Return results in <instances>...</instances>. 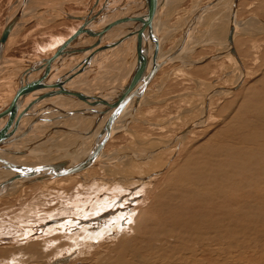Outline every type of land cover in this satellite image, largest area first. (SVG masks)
<instances>
[{"label":"rangeland","instance_id":"rangeland-1","mask_svg":"<svg viewBox=\"0 0 264 264\" xmlns=\"http://www.w3.org/2000/svg\"><path fill=\"white\" fill-rule=\"evenodd\" d=\"M22 1L0 0V33L16 9L19 16L17 27L14 28L11 37L0 52V59L2 58L0 61H3L0 63L4 66L0 68V80L6 82L16 71L12 68V71L7 69L10 58L16 63L19 60L36 61L37 57L50 58L56 50V45L59 43L61 47L60 44L69 39L80 25V21L64 16L59 18L60 1H63L66 10L74 11V13L85 10L92 2H94L92 7L98 2H95L96 0H27L26 2L25 0L23 4ZM212 1L217 0H174L173 3L168 4L170 8H165L159 17V20L163 21V27L157 25V28L160 27L157 29L159 34H156V42H160L161 55L158 54L160 57L177 48L182 31L189 23L188 20H191L202 7L211 5ZM226 1L221 0V5L219 2L210 6L209 10L205 11L206 15H204L205 12L199 15L200 18L196 20L198 23L194 22L191 25L189 34L192 35H189V47L187 46L183 53L185 63L179 62L178 65L175 63L162 67L149 80L141 94L142 100L133 110L129 122L124 124L121 132L106 141L93 163L76 172H66L75 179L70 188L66 190L64 187L59 188V180L65 177H59L58 174L43 178L42 181L30 182L24 185L21 191L17 190L18 193L16 191L14 194L0 197V262L2 261V264H115L114 259L117 258L118 250L113 252L109 248L116 244L120 233L125 235L126 242H131L134 236L144 230V233H150L155 229L154 226L174 222L183 215L189 217L193 212H198L200 218L205 217L208 211L219 206L221 208L223 192L218 195L221 189L239 188V179L242 176L253 179V184L256 180L264 179V173L260 172V168H264V154L260 151V148L264 147V108H255L258 99L264 98V82H262L264 81V29L261 26L262 23L264 24V0H236L233 19V8L230 7L233 2ZM21 3L22 6L19 8ZM39 5L47 7L48 10L42 12L37 8ZM234 23H237L240 28L233 44L235 53L241 61L242 70L235 60L227 56L202 61L209 55L224 54L222 45L226 44L227 47V33L232 25L236 27ZM110 51L108 54L104 53L103 58L101 54L98 55L95 60L97 65L95 62L93 64L98 68L99 65L102 67V64L103 66L109 64L106 62L110 56L106 59L105 55L111 54ZM187 59L193 64H187ZM129 63L128 59L127 70ZM98 68V73L99 71L106 73L105 70H108L105 69L106 67L101 70ZM123 71L125 68L124 70L120 68L118 72H108L106 77H110L111 81L115 78L113 81L115 82ZM121 74L125 75L124 72ZM2 81H0V114L4 111L8 98H11L10 88L5 87L6 83ZM238 83L241 85L232 91ZM29 123V119L18 123L14 130L16 132L12 133H16V136L12 138L15 145L18 143L16 146L28 143L27 148H22L30 151L23 156L22 160L36 157L28 153L34 151L32 148L37 146V139H47L44 136L50 135L51 130H54L53 133L57 132L48 126L43 130L42 123L33 125ZM190 125L193 127L179 137L178 134H182V130ZM195 126L197 127L194 128ZM24 131H30V135H21ZM43 131H47L46 134ZM18 132L20 134H17ZM57 137V135L54 136V139ZM75 137L72 136V140ZM4 152L1 151L2 155ZM7 155L12 157L13 153ZM7 155L4 154L1 157ZM250 157L255 159L251 158V160ZM197 158H200L199 164L207 171L205 173L203 170V173L210 179L209 183L206 177L201 178L199 173L189 175L193 167L188 168V165H194L198 161ZM241 164H244L243 168L235 174V177H221L223 174L229 175V167L235 169ZM224 166L225 168L222 169ZM181 168L187 169L188 172H182ZM252 168H257L254 172L256 176L251 175ZM178 170L180 171L176 172ZM212 170H215V173H212ZM173 172L185 177V186L194 193L182 191L181 186L176 188L171 180ZM116 182H120L119 186L121 185L123 189L122 191L119 189L117 194L109 189ZM241 182L244 192L249 191L250 195H258V192L260 194L259 190H255L257 184L247 186L244 181ZM259 182L264 185V181ZM190 184L193 187H190ZM208 189L210 192L205 193ZM157 194L159 197L156 196ZM70 201L69 204L75 202L73 206L78 208L75 215L70 211L72 205L66 206ZM59 208L63 209L64 213L59 214ZM137 214L139 219L136 217ZM114 218L117 219L116 222ZM110 222H112L111 227L107 228ZM18 226L25 230L23 232L26 230L27 232L22 236L16 235L15 231L21 232ZM110 228L115 230L114 234L110 232L112 231ZM104 232L106 235H103ZM85 235L94 239L85 238ZM165 238L162 241L156 240L155 243L160 246L171 244L173 237L167 235ZM230 239L225 238L221 241V252H217L218 254L208 253L205 256L198 254L196 257L193 254L188 255V264H194L196 258L201 259L202 264H237L238 262L239 264H257L258 262L264 264V247H262L264 245L251 249L256 253L248 248L241 250L242 252L236 248L230 251L227 247ZM144 240L147 242L148 239ZM85 241L89 245L84 244ZM69 243L71 246L68 245ZM200 243L194 244V252L199 253L201 248L206 246L214 251L219 246L213 242ZM41 247H46L43 248L45 253ZM56 247L61 248H57V251ZM190 247L192 248V245ZM55 249L56 251H53ZM59 251L62 252L59 253ZM239 252L243 253V256ZM60 254L71 255V257L66 263H54L55 258L62 257ZM32 255L35 256L32 257ZM159 258L158 264H161L164 257ZM232 258L234 260H231ZM128 259L130 260L129 257ZM238 259L242 260L238 261ZM225 260L227 261L223 263ZM184 262L183 256L173 264H184ZM131 263L136 264V260L132 258ZM147 264H155V260L151 259Z\"/></svg>","mask_w":264,"mask_h":264},{"label":"bare ground","instance_id":"bare-ground-1","mask_svg":"<svg viewBox=\"0 0 264 264\" xmlns=\"http://www.w3.org/2000/svg\"><path fill=\"white\" fill-rule=\"evenodd\" d=\"M24 1L25 0L22 1L23 4H24ZM97 1L98 2L93 7L90 4V6H91V7H89V10H91L90 13H88L86 11L84 13L83 12L69 13L67 10H65V8H64L65 5L63 6V3H62L63 1L59 2V5H58L59 7L57 6V3H55L59 9L60 14H62L63 13L62 11H64V13H63L64 17L80 21V25L76 28V30L73 32L72 36L69 39L64 40L60 44V46H69L70 45L73 49H71L69 47L67 53L66 52H65V54L60 53L58 55V57L52 61L53 64L51 63L49 66L50 71L52 72L55 69V65L57 63L59 64L58 68L53 73L48 72L47 76H46L47 80H44L41 83L37 84V86L40 88L39 90H34L35 89L34 83L32 81L35 80L36 78H38L39 75L43 73V68L45 66L44 64L47 62V60L49 58L46 57V58L42 59L40 57H37L38 59H36V61L35 60H29V61H24V60L20 61L19 60V62H17V63L14 62V60L11 61V58H10V61L7 60L8 58L6 59L8 61V64H9L7 69L12 68V69H16V71H14L15 73L11 79L10 78H9V80L7 79L8 80L7 82L5 80L4 81L0 80L2 82L6 83L5 87H9L11 91L13 89V91L11 93V98H8V102L5 105V108L7 106H12L11 115L7 121L6 127L3 128L2 125L0 126V157L3 156L4 154L7 155L9 153H13V155H12V157H11V155H7L6 157L4 156L3 158L1 157V159H0V197L6 196V195H11L12 193L14 194L17 190L21 191V189H23V186L29 184L30 182L32 183L35 181H39L43 178H49L51 176L58 175V174H59V177H65V178L59 180V185H58L59 188L64 187L65 188L64 190H66L67 188H70L73 185L71 183H74L75 179H74V177L66 174V172H69V173L76 172L77 170L82 169V168H86L87 166H89L90 164L93 163V161L97 157V154L99 153V151L103 147V145L106 143V141L111 140L112 139L111 137H113L117 133L121 132L124 124L132 117L133 110L136 109V107L139 105L140 101L142 100L141 97H143V96H141V94L143 92L145 85L149 82V80H151V78L162 67H166L168 65H172L175 63H177V65H178L179 62L185 63V60H183L184 59L183 53L186 50V48L189 47L188 46L189 35H192V34H189L190 29H191V25L194 24V22H197L196 20H198L200 18V16L202 15L201 13L205 12L208 8H210V6L216 5L219 2H220L219 5H221V0H217V1H212L211 5H208V6H205V7H202L201 9H199L197 14L191 20L189 19L190 21L188 20L189 23H187V26H185L184 30L182 31L181 41L179 42V45L177 46V48L175 50H173L172 52H170L169 54L160 57L158 55V54L161 55V53H160L161 49H159L160 48L159 47L160 42H158V43L156 42V40H157L156 34L159 31L157 29L163 25L162 24L163 21H160L159 17L162 14V12L165 10V8L168 7L170 0H97ZM227 1H230L229 3L233 2V3H231V6L229 4V6L231 8H233V16H232V19H233L235 16V11H236V0H227ZM26 2H27V0H26ZM173 2H174V0L171 1V3H173ZM92 3H94V2H92ZM232 4H233V6H232ZM21 6H22V3H21V5H19V8H21ZM52 6L54 7L55 5H52ZM96 6L98 8L95 10ZM226 7H227V4H226ZM37 8H39V10H42V12L48 10L47 7H44L43 5L42 6L39 5V7H37ZM148 8H149L150 12H149V14H147V16H144L147 13L145 11ZM168 8H170V6ZM101 11H104V12L100 13ZM99 13L101 15H99ZM213 13H215V12H213ZM65 14H68V15H65ZM204 15H206V12ZM15 17L16 18L13 21L9 32L7 33L4 41H2V43L0 44V52H1L2 48L4 47V45L6 44L5 42H6L7 38L11 37L12 30H14V28L17 26V23L19 22L18 13ZM12 18H13V16H12ZM12 18H10V20ZM10 20L8 21V23L10 22ZM113 20H114V22H112ZM109 22H112V23L107 24V25L105 24V23H109ZM8 23H7V25H8ZM234 24H235L234 26H236V27H233V25L231 26V29H230L231 33L229 36V40L227 39V47H226V44H225V46L222 45L223 50H224V54L223 55L216 54V55H212V56L209 55V56L203 58L202 61H206L210 58H222L223 56H227V57H231L233 60H235V62L238 64L240 70H242L241 61L239 60L237 54L235 53V50H234L235 47L233 44V42L236 38V34L238 33V29L240 30V28H238L237 23H234ZM157 25H160V27L157 28ZM6 26L4 28H6ZM261 26L264 29L263 23ZM87 33L90 36H86V35H88ZM228 34L229 33H227V35ZM108 37L111 38V40H109L108 43H107V41H106V43H101V42H103L102 40H108ZM120 38H121V41L119 40ZM152 38H153V40H152ZM190 38H191V36H190ZM87 44H88L87 48H84L85 45H87ZM191 46H193V45H191ZM192 49H193V47H192ZM110 50H112V51H110ZM125 50L127 51V53L125 52ZM143 50L146 51L144 53V58L147 61L146 62L147 69L150 66L154 67L153 72L145 80H141V78H139V72L136 70L137 57L138 56L143 57ZM109 51L111 52V54L105 55L106 59L108 58V56H110L108 58V61L106 62V64L107 63L110 64V62H112V63L110 65L107 64L106 66L105 65L103 66V64H102V67H101V65H99L100 69L98 67H96V65H97V63L95 61L96 57L101 54V56L103 58L104 53L108 54ZM89 52H91V53L88 54ZM112 52H114V53H112ZM150 53H153V57H151V59H150ZM84 55H86V56H84ZM105 56H104V58H105ZM78 58L80 60L75 63V61H77ZM98 59H97V61H98ZM128 59L130 60V63H129V68L127 70L128 66H126V62L128 61ZM101 60L103 61V59H101ZM187 61H188L187 64H189V65L193 64V62H190L189 59H187ZM0 62H3V61H0ZM4 62H5V60H4ZM94 62L96 65L93 64ZM99 62H101V61H99ZM36 64H38L37 67H36ZM22 65L27 66V67L24 68ZM1 66L2 65L0 63V68H1ZM2 67H4V66H2ZM21 67L24 68L25 71H24V69H20ZM97 68L99 70H101V68L108 69V70L104 69L107 74H108V72H110V73L118 72V70L120 68H122L123 70L125 68V71H123L125 73V75L121 74L123 72H120V76H118L119 78L115 82H113L115 80V78L113 81H111L110 77H106L107 74L104 73V71L103 72L99 71V73H98ZM12 69H11V71H12ZM64 72H65V74H64ZM91 72H93V74ZM61 73H62V75L59 77L58 75H60ZM95 73H97V74L94 75ZM0 75H1V73H0ZM92 76H93V78H91ZM21 79H22V81H21ZM52 80H54V81L52 82ZM262 82H264V81H262ZM239 83L232 89V91H234L235 89H237L241 85V84L239 85ZM25 84H27V85L25 87H23ZM135 84H136L137 90H138V88L141 89L140 94H138V96H135L134 99L132 97L127 102V104L126 103H124V105L119 104L122 106H119V107L116 106L117 107L116 109L106 111V112L100 114L99 116H96L94 123H93L94 116H92L91 114L93 111L95 114V111L98 107L92 108V105H90L88 103V101H86V100L75 99L74 97L66 96L63 94H60V95L59 94H52V95H48V96H39V98H35V95L37 93L39 94V93L44 92L46 90L70 88V89H74V90H78V91L80 90L82 92V95H84L85 97H87L89 99H91V98H93L94 100L102 99L105 101V100H109V99L112 100L113 99L112 97H114L115 95L120 93L125 88H128L130 86L132 88H135ZM66 86H68V87H66ZM7 92H9V91H7ZM4 94H6V93L4 92ZM15 97H17V98H15ZM5 108H4V110H5ZM255 108L256 109H263L264 108V98L263 97L261 99H258V102L255 104ZM28 119L30 120L29 124H31V125H33L34 123H36V124L42 123L43 124L42 126L44 127L43 130L45 129L46 126H48L49 128L55 129V131H57V132L53 133L54 130L53 131L51 130L50 135H47V136L43 135L44 137H47V139L44 138L46 140H44V139H39V140L37 139V141L35 140L37 143L36 144L37 146H34V148H32V149H34V151H31L28 154H30V155L32 154L33 157H35V156L36 157L34 159L22 160L23 156L26 155L28 151H30L28 149L22 148V147L27 148L26 145H28V143L25 142V144H22V145L20 144L21 146H19V145L16 146L18 143L15 145L13 140H12V138H14L16 136L15 135L16 133L15 134H12V133L15 130V128L17 127L18 123L23 122L24 120H28ZM111 120L113 121L112 123L110 122ZM84 122H86V123H84ZM78 126H81V127H78ZM84 127H87V128L82 129ZM192 127H193V125L187 126L185 129L182 130L183 133L178 134V136L180 137L181 135H183L184 133L189 131ZM196 127L197 126H195L194 128H196ZM31 130H33V129H31ZM14 132H16V131H14ZM43 132H44V134H46L47 131H43ZM73 132H75V133H73ZM17 134H20V133L18 132ZM25 134L30 135V131H24L21 135H25ZM34 135H36V134H34ZM56 135L58 137L56 139H54V136H56ZM72 136H76L75 139L73 138V140H72ZM17 139H19V138H17ZM96 142H97V144H96ZM47 143H48V145H47ZM95 144H96V146H95ZM13 145H15V146H13ZM225 147L226 146H224V148ZM227 147H228V145H227ZM262 148H264V147H261L260 148L261 150L260 149L259 150L261 152H263V154H264V149H262ZM7 150H9V151H7ZM1 151H5L3 155L1 153ZM257 157H258V155H257ZM230 158H232V157H230ZM251 158L253 160L255 159L253 157H250V159ZM199 159H198V161H196L194 163V165H188L187 164L188 168L190 166L193 167L192 169H190L191 171L189 172V175L193 176V175H197L199 173L201 178H203V177L205 178L206 176L203 173L204 166L201 167V165L199 164ZM220 159H221V157H220ZM250 159L248 161H250ZM255 163H257V162L255 161ZM206 165H209V164L206 163ZM243 165L242 164L237 165V167L235 169L229 167L228 168V169H230L229 175L226 176L225 174H223V175H221V177L222 176H225L227 178L235 177V174L240 172V170L243 168ZM234 166H236V165H234ZM248 166H249V163H248ZM224 168H225V166L222 167V169H224ZM181 169H183V168H181ZM187 169L186 170L183 169L182 172L183 171H185L184 173L188 172ZM260 169H261L260 172L264 173V168H260ZM256 170H257V168H252L250 170L251 175L256 176L254 173ZM179 171L180 170H178L176 172H179ZM205 173H207V171H205ZM212 173H215V170H212ZM62 175H64V176H62ZM67 175H68V177H67ZM185 176L187 177V175H185ZM219 179H221V178H219ZM171 180H172L173 185L176 188H179V186H181L182 191L187 190L188 193H194V192H191L189 190V188L185 186L186 185V178L185 177L180 176L178 174H175V172H173V174L171 175ZM206 180L209 183L210 179L208 177H206ZM225 180H227V179L225 178ZM241 181H244L247 184V186L250 184H252V185L257 184L258 186L255 187V190H259L260 194L258 192V195H250V193H248L249 191L244 192L242 187H241V184H242ZM253 181H254L253 179H246V177L242 176L239 179V184H240L239 188H237V189H235V188H231V189L230 188H223V189H221V191H219V193H218V195H219L221 192H223V194H221V208L219 206L213 210L208 211L206 213L205 217L200 218L199 215L197 214L198 212H193L191 214V216H189V217L186 215H183L178 220H176L174 222H171V223L169 222L168 224H165L162 226H154L155 229H153L150 233H144L145 230L143 229L144 231L142 233L138 234L137 236H134L133 241H131V242H126L125 235L123 233H120V235H118V241L116 242V244L113 245L112 248H109V250L113 251V252L118 250L116 252L117 258L114 259L115 260L114 263L115 264H132L131 259L133 258L136 260V264L137 263L138 264H147V262L151 261V259H154L155 264H158L160 262L159 257H164L161 260V264H173L174 262H177L178 259H181L184 256L185 257L184 264H188L189 262H187V258H188V255H190V254H193V256L196 257L198 254H199V256H200V254L205 256L208 253L221 252V250H220L221 241L225 240V238H229V239L232 238V239H230V242L228 241V243H227V247L230 249V251L233 248H236L240 251L241 250H247L246 248H248V249H250V251H254L251 249L258 248L259 246L264 245V217H263V212H264V185L261 182H259V181H264V179H261L259 181L256 180L254 184H253ZM119 183L120 182H116L115 184L113 183L114 185L111 186L109 189L111 191H115V193L117 194V191L119 189L121 191L123 190L120 187L121 185L119 186ZM190 187H193V186L190 184ZM99 190H100V188H99ZM18 191L16 193H18ZM166 191L168 192V190H166ZM167 192H164V193H167ZM209 192H210V189L205 191V193H209ZM156 196L159 197V194H157ZM67 200H69V199H67ZM167 200H170V199H167ZM69 203H71V201L68 202V205H66V206L72 205L71 208L69 207L70 211H71V213L76 214L77 213L76 210L78 208L76 206H73V203H75V202H73L72 204H69ZM165 204H167V203H165ZM64 209H66V208L64 207ZM67 210H69V209H67ZM137 210L140 211L139 209H137ZM151 210H153V209H151ZM134 212H135V210H134ZM61 213H64L63 209L59 210V214H61ZM62 215H64V214H62ZM48 216H50V215H48ZM136 217H138V214L136 215ZM69 219H72V218H69ZM114 219H115L114 221L116 222L117 219L116 218H114ZM138 219H139V217H138ZM142 221H144V220H142ZM137 222H139V221H137ZM147 222H146V224H147ZM111 224H112V222H110L106 227L107 228L109 226L111 227ZM147 225H148L147 227H149V224H147ZM128 228H130V227H128ZM9 229H11V228H9ZM19 229H20V227H19ZM20 230H21V232L15 231V233H17L16 235L22 236V234H25L27 232V230H26V232H23V231H25L23 228ZM110 230H112L110 232L114 234L115 230H113L112 228H110ZM121 230H124V229H121ZM116 232H118V231H116ZM103 235H106L105 232ZM167 235L168 236L171 235L173 237V239L171 240V244L169 243L167 246H164V245L160 246V245L155 243L156 240L162 241L163 239H166L165 237ZM85 236H86L85 238L94 239V238L90 237L89 235H85ZM14 237H16V236H14ZM37 238H39V237H37ZM42 238L44 239V237H42ZM74 239H76V238H74ZM74 239H72V241H75ZM144 239H148L147 242ZM69 240H71V239H69ZM40 242H42V241H40ZM45 242L47 243L48 241L46 240ZM76 242L79 243L78 241H76ZM200 242H202V243L204 242V244H205V242H206V244H207V242H213V243H217V245H219V246L216 247V249L214 251L210 248H206L207 247L206 246V247L201 248V251L199 253H196L193 250L194 244L195 243L199 244ZM46 243H45V245H46ZM83 243L86 245H89V243L86 241ZM70 244L71 243H69L68 245H70ZM190 245H192V248L190 247ZM212 245L214 246V244H212ZM223 245L225 246V244H223ZM70 246H68V247H70ZM201 246H199V247H201ZM262 247H264V246H262ZM26 248H27V246H26ZM41 248L44 251V249L46 247H41ZM57 248H59V247H56V249ZM56 249L53 251H56ZM30 250L32 251V249H30ZM33 251H34V249H33ZM57 251H58V249H57ZM63 251H64V248H63ZM61 252L62 251H59V253H61ZM228 252H229V250H228ZM241 252H239V253H241ZM44 253H45V251H44ZM72 253H70V254H72ZM234 253H236V252H234ZM243 253H244V251H243ZM243 253H241L242 256H243ZM254 253H256V251H254ZM25 254H27L26 251H25ZM241 254H238V255H241ZM10 255L12 256V254H10ZM8 256H9V254H8ZM34 256L32 255V257H34ZM70 257H71V255L70 256L63 255L61 258H55L53 260V262L54 263H58V262L66 263ZM128 257L130 258V260L128 259ZM214 259H215V257H214ZM235 259H236V256H235ZM192 260H193V258H192ZM210 260H211V258H210ZM231 260H234V259L232 258ZM240 260H242V259H240ZM240 260L238 259V261H240ZM245 260H248V259H245ZM12 261H14V260H12ZM215 261L217 262V260H215ZM226 261L227 260L223 261V263ZM0 263L2 264V261ZM107 264H110V263H107ZM194 264H202L201 259L196 258ZM237 264H239V262ZM257 264H263V263L258 262Z\"/></svg>","mask_w":264,"mask_h":264},{"label":"water","instance_id":"water-1","mask_svg":"<svg viewBox=\"0 0 264 264\" xmlns=\"http://www.w3.org/2000/svg\"><path fill=\"white\" fill-rule=\"evenodd\" d=\"M17 10H15V13L13 15V18L10 20V22L8 23V25L6 26V28L3 29V31L0 33V44L2 43V41H4L7 33L10 30V27L13 23V21L15 20V16L17 15ZM105 11V10H104ZM104 11H101L100 13H103ZM147 12L144 16H147V14H149L150 10L149 8L145 11ZM99 13V15H101ZM231 29V28H230ZM231 31H229L228 34V40H229V36H230ZM88 34V33H87ZM86 36H90L89 34ZM153 40V38H152ZM151 40V41H152ZM88 44L85 45L84 48H87ZM73 49L70 45L69 46H61L59 48H57L54 52V54L52 56H50V58L47 60V62L44 64V68H43V73L39 75L38 78H36L35 80H33L32 82L34 83V90H39L40 88L37 86V84L41 83L44 80H47V73L51 72L49 69L50 64L52 63V61L58 57V55L61 54H65V52H68V48ZM143 47V46H142ZM83 49V48H82ZM79 50V49H78ZM146 51L143 50V57L138 56L137 60H136V70L139 72V78H141V80H145L154 70V67L150 66L148 69L146 67V59L144 58V53ZM151 57H153V53H150V59ZM50 62V63H49ZM53 64V63H52ZM141 89L136 88V84H135V88H132L131 86L128 88L123 89L120 93H118L117 95H115L114 97H112V100H102V99H97L94 100L93 98L89 99L87 97H85L84 95H82V92L79 90H74V89H70V88H61V89H56V90H46L44 92L41 93H37L35 95V98H39V96H48V95H52V94H63L66 96H71L74 97L75 99H81V100H86L88 101V103L90 105H92V108L98 107L95 111L92 112V116H94L93 118V123L94 120L96 118V116H99L100 114L109 111V110H114L117 107L116 106H122L119 104H123L126 103L133 97V99L135 98V96H138V94H140ZM17 98V97H15ZM11 110H12V106H7L5 108V110L0 114V126L2 125L3 128L6 127L7 121L11 115ZM113 120V119H112ZM110 121L111 123L113 121ZM92 123V124H93ZM108 126V125H107ZM2 128V129H3ZM97 144V142H96ZM95 144V146H96Z\"/></svg>","mask_w":264,"mask_h":264},{"label":"crops","instance_id":"crops-1","mask_svg":"<svg viewBox=\"0 0 264 264\" xmlns=\"http://www.w3.org/2000/svg\"><path fill=\"white\" fill-rule=\"evenodd\" d=\"M93 1H94V0H93ZM96 2H97V0H96ZM91 5H93V3H92ZM89 7H91L90 4L88 5V7H86L85 10H80V11L83 12V13H84L85 11L88 12V13H90L91 10H89ZM97 8H98V7L96 6V7H95V10H96ZM65 10H66V9H65ZM88 10H89V11H88ZM67 11H68V10H67ZM62 12H63V11H62ZM68 12H69V11H68ZM73 12H74V11L69 12V13H73ZM65 15H67V14H65ZM61 17L63 18V13H62V14L59 13V18H61ZM112 22H114V20H113ZM112 22L105 23V24L107 25V24H110V23H112ZM16 27H17V26H16ZM75 30H76V29H75ZM96 31H97V30H96ZM12 33H13V30H12ZM72 34H73V33H72ZM72 34H71V35H72ZM114 34H115V33H114ZM71 35H70V36H71ZM8 39H9V38H7V40H6L5 43H7ZM106 39H107V38H106ZM109 40H111L110 37H108V40H102L103 42H101V43H106V41H107V43H108ZM119 40L121 41V38H120ZM5 43H4V44H5ZM48 44L50 45V42H49ZM4 46H5V45H4ZM56 46H57V47H56V49H57V48L59 47V43H58ZM114 52H115V51H114ZM114 52H113V53H114ZM125 52L127 53L126 50H125ZM90 53H91V52H89L88 54H90ZM116 53H117V52H116ZM86 55H87V54H86ZM86 55H84V56H86ZM127 55H128V54H127ZM125 56H126V55H125ZM80 57H81V56H80ZM79 60H80V59L78 58L77 61H75V63L78 62ZM37 65H38V64H36V67H37ZM58 65H59L58 63L55 65V69H54L51 73H53V72L58 68ZM23 67L25 68V67H27V66H23ZM24 68H20V69H24ZM69 68H70V67H69ZM29 70H30V69H29ZM19 71H20V70H19ZM24 71H25V69H24ZM21 72H22V71H21ZM26 72H27V71H26ZM23 73H24V72H23ZM32 73H33V72H32ZM32 73H31V74H32ZM62 73H63V72H62ZM62 73H61L60 75H58V76L60 77V76L62 75ZM64 74H65V72H64ZM95 74H96V73H95ZM95 74H94V75H95ZM117 74H118V73H117ZM53 81H54V80H52V82H53ZM50 85H51V84H50ZM23 87H25V86H23ZM66 87H68V86H66ZM12 91H13V89H12ZM12 91L10 90V94L12 93ZM85 123H86V122H85ZM63 199H64V198H63ZM63 199H62V200H63ZM62 204H63V202H62ZM57 220H59V219H57ZM51 222H52V221H50V223H51Z\"/></svg>","mask_w":264,"mask_h":264}]
</instances>
